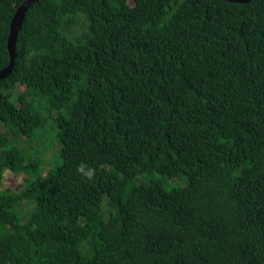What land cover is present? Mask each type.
I'll use <instances>...</instances> for the list:
<instances>
[{
  "label": "trees",
  "instance_id": "16d2710c",
  "mask_svg": "<svg viewBox=\"0 0 264 264\" xmlns=\"http://www.w3.org/2000/svg\"><path fill=\"white\" fill-rule=\"evenodd\" d=\"M0 264H264V0H36L0 80Z\"/></svg>",
  "mask_w": 264,
  "mask_h": 264
},
{
  "label": "water",
  "instance_id": "95a60500",
  "mask_svg": "<svg viewBox=\"0 0 264 264\" xmlns=\"http://www.w3.org/2000/svg\"><path fill=\"white\" fill-rule=\"evenodd\" d=\"M228 2H236V3H247L250 0H225ZM36 0H26L21 6L16 10L9 26V35L7 39V49L10 56L8 66L4 69L0 70V80L6 78L12 71L14 66V58H15V43L17 39L18 31L22 26V21L25 12L28 8L34 3Z\"/></svg>",
  "mask_w": 264,
  "mask_h": 264
},
{
  "label": "rangeland",
  "instance_id": "374dc122",
  "mask_svg": "<svg viewBox=\"0 0 264 264\" xmlns=\"http://www.w3.org/2000/svg\"><path fill=\"white\" fill-rule=\"evenodd\" d=\"M22 89V88H21ZM26 150H32L33 146L37 143L34 142L32 145H28L26 143H22ZM40 156L44 159L43 169H49L52 166V159L56 157V146H46V148H41ZM59 159H57L58 161ZM56 161V162H57ZM178 180V179H177ZM23 183L22 176H16L9 171H5L3 174L2 180V190H9L12 192H17L21 189V185Z\"/></svg>",
  "mask_w": 264,
  "mask_h": 264
},
{
  "label": "clouds",
  "instance_id": "9594fccd",
  "mask_svg": "<svg viewBox=\"0 0 264 264\" xmlns=\"http://www.w3.org/2000/svg\"><path fill=\"white\" fill-rule=\"evenodd\" d=\"M78 170H79V171H83L84 169H83V167L81 166ZM85 175L88 176V177L90 178V177L92 176V170L89 169V170L85 173Z\"/></svg>",
  "mask_w": 264,
  "mask_h": 264
}]
</instances>
